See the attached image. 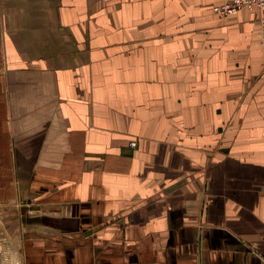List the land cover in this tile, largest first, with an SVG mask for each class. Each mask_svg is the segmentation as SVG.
<instances>
[{"label": "crops", "instance_id": "crops-1", "mask_svg": "<svg viewBox=\"0 0 264 264\" xmlns=\"http://www.w3.org/2000/svg\"><path fill=\"white\" fill-rule=\"evenodd\" d=\"M223 1L0 0L20 264H264V21Z\"/></svg>", "mask_w": 264, "mask_h": 264}, {"label": "built area", "instance_id": "built-area-1", "mask_svg": "<svg viewBox=\"0 0 264 264\" xmlns=\"http://www.w3.org/2000/svg\"><path fill=\"white\" fill-rule=\"evenodd\" d=\"M245 9H256L259 13L261 20L264 21V0H224L222 4L214 7V13L226 18L236 15ZM132 147L136 143H131Z\"/></svg>", "mask_w": 264, "mask_h": 264}, {"label": "rangeland", "instance_id": "rangeland-1", "mask_svg": "<svg viewBox=\"0 0 264 264\" xmlns=\"http://www.w3.org/2000/svg\"><path fill=\"white\" fill-rule=\"evenodd\" d=\"M0 240H2V245H3L1 248L0 258L1 257H7L8 258V260L2 259L3 263L0 260V264H5V261H6V264H8V262L9 263L12 262V264H19L20 263L19 257L16 254H14V256H13L12 252L7 247V244L5 242V236H4L3 232L0 234Z\"/></svg>", "mask_w": 264, "mask_h": 264}, {"label": "bare ground", "instance_id": "bare-ground-1", "mask_svg": "<svg viewBox=\"0 0 264 264\" xmlns=\"http://www.w3.org/2000/svg\"><path fill=\"white\" fill-rule=\"evenodd\" d=\"M131 146V145H130ZM20 264V263H19Z\"/></svg>", "mask_w": 264, "mask_h": 264}]
</instances>
